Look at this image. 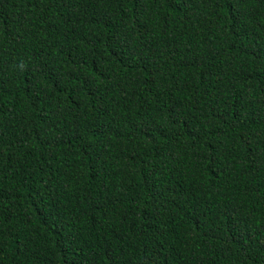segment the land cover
Listing matches in <instances>:
<instances>
[{
    "label": "trees",
    "instance_id": "16d2710c",
    "mask_svg": "<svg viewBox=\"0 0 264 264\" xmlns=\"http://www.w3.org/2000/svg\"><path fill=\"white\" fill-rule=\"evenodd\" d=\"M0 264H264V0H0Z\"/></svg>",
    "mask_w": 264,
    "mask_h": 264
}]
</instances>
